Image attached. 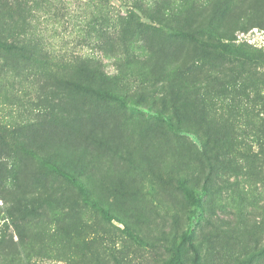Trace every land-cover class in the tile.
<instances>
[{
  "label": "rangeland",
  "instance_id": "rangeland-1",
  "mask_svg": "<svg viewBox=\"0 0 264 264\" xmlns=\"http://www.w3.org/2000/svg\"><path fill=\"white\" fill-rule=\"evenodd\" d=\"M0 42V264H264V0H0Z\"/></svg>",
  "mask_w": 264,
  "mask_h": 264
},
{
  "label": "trees",
  "instance_id": "trees-1",
  "mask_svg": "<svg viewBox=\"0 0 264 264\" xmlns=\"http://www.w3.org/2000/svg\"><path fill=\"white\" fill-rule=\"evenodd\" d=\"M160 21V19H159ZM164 22V21H163ZM15 45L14 44H2L0 42V49L1 50H9L12 51L13 47ZM5 47V48H4ZM227 52L231 55H235V56H248L247 53H245L244 51H239L238 49H232V50H227ZM65 82L70 85L75 87L78 90L81 91H86L89 93H93L99 96H106V97H116L119 98L121 100H124L123 97L121 95H118L112 91L103 89L101 87H97L91 83H87V82H82V81H77L75 79H73L72 77H67L65 79ZM161 115L167 116L166 114L161 113ZM204 157H206V155L204 154ZM208 158V157H207ZM231 158V157H230ZM229 158V159H230ZM211 159V158H209ZM230 161V160H229ZM45 162V161H44ZM47 166H49L52 170H55L57 172H59L61 175H63L64 177H66L70 182H72L76 187H78L79 189H81L82 191H86L87 187L86 184L84 183V181L82 179H80L79 177H77L76 175H74L73 173H70L68 171H66L65 169L46 161ZM211 166H213V163L210 164ZM186 191L190 194V197H192V199H197L196 202H194V204H196L200 210V215H203V201H201V197L203 195H205V193H208V187L207 185H204V187L202 188H194L191 190L190 187H185ZM106 215L108 216V213L106 212ZM109 217V216H108Z\"/></svg>",
  "mask_w": 264,
  "mask_h": 264
}]
</instances>
